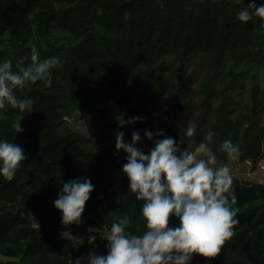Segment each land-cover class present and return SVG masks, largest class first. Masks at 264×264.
<instances>
[{
	"label": "trees",
	"instance_id": "1",
	"mask_svg": "<svg viewBox=\"0 0 264 264\" xmlns=\"http://www.w3.org/2000/svg\"><path fill=\"white\" fill-rule=\"evenodd\" d=\"M251 0H0V59L29 62L62 55L52 86L17 91L34 112L0 109V138L26 159L12 181L0 177V254L27 264H67L89 252L105 254L101 238L122 213L143 230L140 205L122 173L126 153L94 148L69 128L75 113L99 124L144 118L184 148L204 133L239 145L238 160H264V35L256 18L236 19ZM262 0H255L257 6ZM21 123L23 131L16 132ZM191 123L196 132L184 137ZM151 149V148H150ZM150 149H142L147 153ZM217 159L228 162L224 153ZM87 177L94 186L82 223L67 229L53 201L62 182ZM239 223L215 258L191 264H264V183L233 177ZM170 217L169 226L178 225ZM96 229L95 246L87 243ZM70 231L84 243L64 240ZM101 235V236H100ZM2 264V263H0Z\"/></svg>",
	"mask_w": 264,
	"mask_h": 264
},
{
	"label": "clouds",
	"instance_id": "2",
	"mask_svg": "<svg viewBox=\"0 0 264 264\" xmlns=\"http://www.w3.org/2000/svg\"><path fill=\"white\" fill-rule=\"evenodd\" d=\"M259 18L260 32L264 35V0L257 6L255 0L241 7L236 19L243 24ZM62 55L40 58L35 47L31 49L29 62L20 58L13 65L11 59H0V109L9 106L21 113L34 112V101L20 97L17 91L40 82L52 86L53 70L63 66ZM138 116L117 118L121 127L126 123L142 121ZM23 131L21 123L16 132ZM196 128L189 123L184 137H193ZM153 147L145 153L138 144L139 132L133 131L131 143L124 140V133L117 131L115 148L126 153L122 173L128 179V188L135 200L142 202L140 216L143 230H130L131 217L127 213L115 216L101 238L107 241L105 254L89 252L67 264H191L194 254L215 258L226 242L234 236V226L239 223L237 196L233 187L230 163L238 159L240 148L230 139L219 142L216 152L224 153L227 163H217L213 150L216 143L214 130H207L194 148H182L161 130H146ZM25 150L6 138H0V177L12 181L25 161ZM94 186L87 177L62 182L58 196L53 201L61 214V223L67 229L79 226L85 205ZM170 217L178 219V225L169 226ZM87 243L95 246L96 229L89 228ZM61 237L75 246L84 239L64 230Z\"/></svg>",
	"mask_w": 264,
	"mask_h": 264
},
{
	"label": "rangeland",
	"instance_id": "3",
	"mask_svg": "<svg viewBox=\"0 0 264 264\" xmlns=\"http://www.w3.org/2000/svg\"><path fill=\"white\" fill-rule=\"evenodd\" d=\"M127 121V119H125ZM69 128L80 135L84 140L92 143L94 148H106L112 149L115 153H119L115 148L116 133L122 131L124 133V140L131 143V136L133 131L139 132L140 143L138 147L141 149H150L154 145V140H148L144 133L146 130H150L153 133L157 130L155 125L151 124L147 120L136 121L133 123H126L124 126H120L117 123V118L114 120H106L103 124H99L96 117L91 115H84L81 113H75L73 116L66 118ZM196 144L190 143L184 148L191 150ZM217 163H227L217 159ZM230 169L233 177L240 178L249 182L264 183V160L260 161L257 168H253L251 162L242 163L238 159L230 163ZM83 238V237H82ZM84 239V238H83ZM0 263L2 264H27V262H18L17 260H11L0 254Z\"/></svg>",
	"mask_w": 264,
	"mask_h": 264
}]
</instances>
